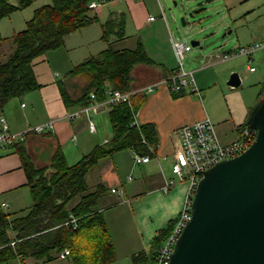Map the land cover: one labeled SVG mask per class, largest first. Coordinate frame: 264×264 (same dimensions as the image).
I'll use <instances>...</instances> for the list:
<instances>
[{
	"label": "crops",
	"instance_id": "0c3cea01",
	"mask_svg": "<svg viewBox=\"0 0 264 264\" xmlns=\"http://www.w3.org/2000/svg\"><path fill=\"white\" fill-rule=\"evenodd\" d=\"M101 6L98 10H93L98 18L102 11ZM105 11L103 20L99 18L98 21L69 33L65 36L62 46L37 57L35 63L42 61L47 67L38 71L43 74V78L38 79V73L34 71L40 86L9 99L3 107L2 115L12 132H23L32 125L54 120L52 130L42 134H26L21 138L28 155L36 165L47 163L57 146L62 150L66 161L68 158L76 161L96 144L110 138L108 121L111 105L103 101L99 104L97 102L95 106L83 111L80 117L68 120L65 118L66 113L83 105H66L61 96L59 81L66 79L65 73L73 65L105 47L106 43L100 39L101 22L112 12H124L126 37L114 43L120 44L117 48H132L139 38L146 53L154 61L152 64L134 65L131 70L130 89L137 90L132 96L144 97L134 113V121L139 125L151 123L155 128L157 141L150 145L153 152L148 161L134 162L135 150L121 149L100 159L86 173L85 181L86 191L93 190L98 184L106 187L104 194L97 200L95 209L103 214L115 253L119 252L118 254L130 258L132 253L147 249L155 233L164 227L170 218L175 217L182 207L187 181L176 182L165 193L161 189L164 179L173 176L171 164L175 149L179 145V138L174 130L183 123L208 116L214 122L222 143L236 140L237 127L246 123L250 109L258 97V93H252L251 89L264 78V68L258 75L253 74L252 78H247L241 72L239 59L236 58L238 56L226 59H222L220 55L215 56L217 58L209 56L206 63L197 65L199 69L197 66L194 68V65L186 66L194 70V78L200 72L197 79L195 78L200 90L199 95L183 90L180 95L174 96L173 93L178 91L170 90L164 81V77L176 66L171 44L174 38L170 34L161 7L154 4L153 0H114L105 7ZM15 12L1 18L0 22ZM150 16L153 19H148ZM95 24L98 26H93ZM2 35L8 36V31ZM256 37L257 35L254 36ZM132 39L133 44L129 45ZM252 40L243 41L242 44H249ZM93 42L98 46L94 52L89 50ZM9 50L10 45L4 41L0 45V59ZM247 59L249 60L244 63L245 68L251 73L256 72V67L254 70L248 69L253 58ZM234 70L240 72L242 80L237 88H231L226 83V77ZM70 81L72 84L82 83L77 77H72ZM68 84L69 92L75 96L78 88L75 89V84L71 85L69 81ZM148 85H153V89L144 91L143 88ZM249 89L250 92H247ZM89 119L94 124L93 130L88 127ZM25 183L26 175L18 153L2 152L0 204L5 203L1 205L5 211L20 215L25 212L21 210L30 206L10 210L11 207L21 206L25 202L27 191L29 192ZM111 188L120 189L121 192L111 191ZM78 199L79 195L73 197L68 205H73ZM126 203L130 205L128 213L124 210L128 211ZM50 254V259L27 255L23 258V263L16 258L8 264H73L69 254L63 258L58 257V252L55 251ZM115 260L116 254L113 261Z\"/></svg>",
	"mask_w": 264,
	"mask_h": 264
},
{
	"label": "trees",
	"instance_id": "16d2710c",
	"mask_svg": "<svg viewBox=\"0 0 264 264\" xmlns=\"http://www.w3.org/2000/svg\"><path fill=\"white\" fill-rule=\"evenodd\" d=\"M90 1L50 0L33 9L23 28L10 36L0 33V45L4 41L10 45L9 52L0 59V115L9 99L40 86L33 70L37 57L62 46L69 33L98 21L94 9L88 6ZM31 3L32 0H0V19ZM125 19L124 12L110 13L101 22L100 39L106 43L105 47L73 65L65 73L66 79L59 81L66 105L87 104L91 92L95 100L101 102L106 98V86L128 90L134 65L154 62L139 38L132 48L114 47L115 41L126 37ZM72 77L82 82L81 85L74 83L75 89L78 88L75 96L68 88V81L74 85L70 81ZM181 93L180 90L173 95ZM262 95L263 91L259 97ZM143 100L142 95L132 96L130 105L110 106L111 137L96 144L73 164L66 162L59 146L47 163L36 165L22 139L9 145L6 151H14L20 156L32 203L21 210L25 212L20 215L5 211L0 204V264H8L16 258L23 263L27 255L50 259V253L59 252L64 247L68 248L73 264H107L114 260L115 248L103 214L95 209L106 187L98 184L93 190L86 191L85 175L100 159L118 150L130 148L147 153L148 145L156 143V131L151 123L141 124L139 128L133 124L134 113ZM77 195L79 199L69 206V201ZM72 217L75 218V227L70 221ZM174 220L175 217L170 218L155 233L147 249L132 253L130 264H155L156 251Z\"/></svg>",
	"mask_w": 264,
	"mask_h": 264
},
{
	"label": "water",
	"instance_id": "95a60500",
	"mask_svg": "<svg viewBox=\"0 0 264 264\" xmlns=\"http://www.w3.org/2000/svg\"><path fill=\"white\" fill-rule=\"evenodd\" d=\"M226 83L237 88L241 79L232 71ZM245 124L256 131L254 139L203 171L168 264H264V95Z\"/></svg>",
	"mask_w": 264,
	"mask_h": 264
},
{
	"label": "built area",
	"instance_id": "2783aa9c",
	"mask_svg": "<svg viewBox=\"0 0 264 264\" xmlns=\"http://www.w3.org/2000/svg\"><path fill=\"white\" fill-rule=\"evenodd\" d=\"M91 8H98L99 3L91 0L88 4ZM148 19H153L150 16ZM173 52L176 59V66L171 72L164 77V81L168 88L172 91L188 90L199 95L200 90L194 78V70L184 66L185 52L192 45L187 40H171ZM261 48H264V40L254 43H249L245 46H238L237 48L225 52L220 55L222 59L246 55L248 58ZM249 70H254V66L249 65ZM144 91L153 89V85H148L143 88ZM137 90H119L112 89L107 86L104 88L106 98L103 102L109 105H117L126 103L130 105L131 97ZM101 103L95 100L94 93H90V100L87 104L80 108L67 112L65 118L68 120L80 117L81 113L90 106ZM133 124L139 128V124L133 121ZM54 127V120L50 119L28 127L23 132H12L9 130L6 118L0 115V153L6 151L11 143L21 139L27 133L42 134L52 130ZM90 130L94 129V124L91 119L88 121ZM174 132L179 138V145L175 149L173 160L171 164L172 177L166 178L162 184V192H167L168 189L178 181H187V190L184 201L178 214L175 216L174 223L168 235L165 237L161 245L158 247L155 255V264H168L170 253L173 249L174 242L180 234L183 226L190 218L191 197L194 192L196 183L201 177L203 171L215 162L221 159L231 158L243 152L252 142L255 137V130L249 128L246 124H241L237 127L238 137L236 140L229 143H222L217 134L214 122L208 117L204 116L201 119L186 122L179 125ZM144 140V139H143ZM145 141V140H144ZM153 152L152 146L148 145L147 153H140L134 151V162H146L150 159V154ZM111 191L121 192L119 189L111 188ZM1 205H5L4 202ZM73 227L76 226L75 218L70 219ZM69 254L67 247H64L58 252V257L63 258Z\"/></svg>",
	"mask_w": 264,
	"mask_h": 264
},
{
	"label": "rangeland",
	"instance_id": "374dc122",
	"mask_svg": "<svg viewBox=\"0 0 264 264\" xmlns=\"http://www.w3.org/2000/svg\"><path fill=\"white\" fill-rule=\"evenodd\" d=\"M10 1L16 2V0ZM49 1L50 0H32V3L25 9L17 10L9 18L2 19L0 22V30H2L1 34L8 31V34L10 35L12 31H17L23 28L25 19L32 15L33 9ZM96 1L99 3V6L103 5V7L101 6V14H99L100 20H103L106 12L105 7L111 4L114 0ZM153 2L154 4L159 5L164 11L172 38L182 41L187 40L189 43L192 39L199 41L197 45L192 46L189 51L187 50L185 52L183 61L185 67L194 65L193 67L196 68L198 64L201 65L206 63L209 56L211 58H217L215 56L222 55L238 46L247 45L242 44L243 41L253 39L249 43H254L264 40V0H153ZM98 8H95L94 10L96 11ZM10 18L11 20H9ZM182 18L185 20L184 25H182ZM12 25H14L13 30ZM93 26L98 25L95 24ZM255 35H257L256 38H254ZM133 41L134 40L132 39L129 42L131 43L129 45H132ZM4 47L6 48V44L3 45V48ZM114 47H120V44L114 43ZM96 49H98V46L93 42L92 47L90 46L89 50L94 52ZM236 58L239 59L238 63L241 72H243L247 78H252L254 75H258L264 68L263 48L256 50L252 54L253 60L250 61V65L257 69L254 73L249 72L245 68L244 63H247L249 60L246 55H239ZM35 60H37V58ZM44 68L47 67L42 61L36 62L33 65V70L38 73L36 75L38 79L43 78V74L38 71ZM199 68L200 67H198V69ZM235 72L240 75V72ZM198 74L195 75L196 79ZM252 88V93H258V99L260 92L264 90V78H261V82L257 83V85ZM247 92H250V89L247 90ZM201 96H203V91H201ZM108 131L110 135L109 137H111L112 131L110 124ZM76 161L68 158L66 162L68 164H73ZM31 203L32 199L27 191L25 202L21 206L11 207L10 210L19 209V207H27ZM125 206L128 211L126 209L124 210L128 213L130 205H127L126 203ZM115 231L116 230L114 229V233ZM115 237L116 235L114 236V239ZM118 253H115L117 255V260L107 264H130L129 257Z\"/></svg>",
	"mask_w": 264,
	"mask_h": 264
}]
</instances>
